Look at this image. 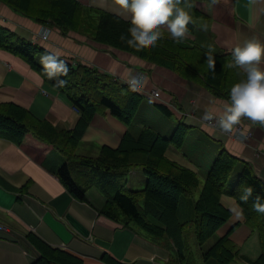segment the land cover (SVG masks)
I'll use <instances>...</instances> for the list:
<instances>
[{"label": "crops", "instance_id": "obj_1", "mask_svg": "<svg viewBox=\"0 0 264 264\" xmlns=\"http://www.w3.org/2000/svg\"><path fill=\"white\" fill-rule=\"evenodd\" d=\"M78 1L85 7L105 10L131 21L130 14L117 0ZM187 1L193 30L186 40L192 44L206 51L211 45L218 54L231 53L245 40L264 44V0H195L197 7H191L190 0ZM0 24L76 65H89L123 85L134 74L147 75L143 89L133 88L143 94L144 101L132 123L125 124L110 110L97 113L78 145L79 155L97 157L103 146L119 147L127 133L137 139L148 127L170 138L184 123L188 126L186 140L190 137L193 143L189 149L185 148L186 141L181 147L170 145L165 153L170 160L196 171L206 180L212 163L226 149L250 162L264 182V127L243 119L246 129L254 135L240 141L204 124L201 118L206 111L220 115L229 100L217 96L203 81L187 79L167 66L103 45L84 32L66 33L53 24L40 23L1 0ZM45 30L49 32L48 38L41 39L39 36ZM161 30L170 35L166 28ZM260 67L264 69V59ZM156 88L161 89L157 99L151 96ZM6 103L19 105L38 119L62 129L75 128L80 119V112L74 110L68 95L54 87L41 70L0 47V104ZM159 106L167 107L171 113L165 114ZM155 118L161 119L158 124ZM42 160L12 139L0 136V264H33L40 253L28 238L31 233L51 247L80 257L83 264H112L104 259L106 253L122 264H179L169 239L155 238L134 223L126 225L103 214L105 197L96 187L87 192L85 200L76 198L57 175L66 161L60 152L54 150ZM241 168L240 164L238 174ZM134 170L137 169L130 171L137 184L146 185V178ZM230 189L231 184L221 201L225 207L236 208L242 214L237 218L231 211L232 216L216 235L230 233L240 250V258L233 264H239L238 261L248 264V258L256 256L259 238L246 223L242 207L229 195Z\"/></svg>", "mask_w": 264, "mask_h": 264}, {"label": "trees", "instance_id": "obj_2", "mask_svg": "<svg viewBox=\"0 0 264 264\" xmlns=\"http://www.w3.org/2000/svg\"><path fill=\"white\" fill-rule=\"evenodd\" d=\"M1 1L40 23L53 24L66 33L72 30L84 32L103 45L167 66L187 79L203 81L217 96L228 100L231 86L246 75L241 68L228 67L232 61L231 53H214L215 71L209 70L206 50L186 39L177 43L163 31V38L156 47L137 48L121 39L125 32L131 35V21L105 10L85 7L78 0ZM187 4L188 1L184 0L181 5L186 11ZM188 27L192 31L193 23ZM0 47L19 55L42 72L38 58L51 52L1 24ZM60 58L69 67L68 74L59 77L66 84L61 87L55 79L47 80L64 91L73 106L78 108L80 119L76 127L59 128L38 119L19 105L6 103L0 104V136L12 139L39 160L54 150L60 152L66 161L57 175L76 198L85 200L87 192L96 187L105 197L101 207L103 214L126 225L134 223L155 238L169 239L179 264H201L209 260L217 264H233L240 258V250L230 233L219 236L209 249H204V245L232 216L221 198L228 193V185L235 176L229 195L242 207L246 223L256 231L261 245L260 255L255 259L248 258V264H264V214L257 213L253 207L258 197L264 202V182L253 165L223 149L194 201L200 187L199 174L170 160L165 154L170 145L181 147L186 141L188 126L184 123L170 138L148 127L137 139L127 133L119 147L103 146L97 157L79 155L76 149L97 113L110 110L119 120L130 124L137 116L144 96L89 65H76ZM159 107L165 114L171 113L167 107ZM240 164L242 168L238 174ZM138 168L144 170L147 184L144 189L134 190L128 187L124 176L125 171ZM247 187L253 189L252 196L246 202L241 201L240 196ZM28 238L40 253L33 264H83L80 257L51 247L32 233ZM195 245L200 254L194 249ZM104 259L112 264H122L107 253Z\"/></svg>", "mask_w": 264, "mask_h": 264}, {"label": "clouds", "instance_id": "obj_3", "mask_svg": "<svg viewBox=\"0 0 264 264\" xmlns=\"http://www.w3.org/2000/svg\"><path fill=\"white\" fill-rule=\"evenodd\" d=\"M120 7L131 16V35L125 32L121 39H126L137 48L145 45L156 47L157 42L163 38L162 27L170 33V38L177 43L185 40L189 34V24L192 17L189 12L182 7L184 0H117ZM215 49L207 46L205 52L207 66L211 71H215ZM232 61L229 68H241L244 70L245 78L233 84L229 91V102L223 107L220 115L212 112H205V121H215V126L220 134H230L237 130L240 137L245 133L238 130L242 119H247L253 123H258L264 127V69L260 67V61L264 59V44L257 40H245L237 45L231 52ZM40 64L47 79L57 82L59 86H64L66 81L59 79L69 72L68 64L61 59L58 54L46 52L40 57ZM143 77L134 74L127 82L130 87L139 89ZM253 189L247 187L240 196L241 201H247L252 196ZM257 213L264 214V202L258 197L253 204ZM237 218L241 216V211L236 208L230 209Z\"/></svg>", "mask_w": 264, "mask_h": 264}, {"label": "rangeland", "instance_id": "obj_4", "mask_svg": "<svg viewBox=\"0 0 264 264\" xmlns=\"http://www.w3.org/2000/svg\"><path fill=\"white\" fill-rule=\"evenodd\" d=\"M197 1H195V0H190V5H191V7H197ZM190 7V8H191ZM144 115H146V116H148L149 114L148 113H144ZM164 116H166V115H164ZM166 118H169L168 116H166ZM172 118V117H171ZM156 119V122H157V124L160 122V120L161 119H159V118H155ZM173 120H176L175 119V117H173L172 118ZM245 131H249V130H247L246 129V126H245ZM253 132V131H252ZM253 135H254V133H253ZM193 142L191 141V139H190V137H188L187 138V140H186V142H185V148H187V149H189V146H191V144H192ZM78 148V147H77ZM76 152H77V149H76ZM101 152V151H100ZM212 165H213V163H212ZM211 165V166H212ZM135 171V170H134ZM135 173H139V174H141V175H143L145 178H146V184H147V176L145 175V173L143 172V170H141V168H139V169H137L136 171H135ZM133 174V171H125V176H124V179L126 180V181H128V187L130 188L131 187V185H133L132 186V188L134 189V190H140L142 187V189H144L145 187H146V185H138L137 184V181L135 180V178H134V176L132 175ZM235 174V173H234ZM234 176V175H233ZM201 180H200V187L197 189V191H196V195H195V197H194V201H196L197 199H198V197H199V195H200V193H201V190H202V187H203V185H204V183H205V179H202V178H200ZM125 182V181H124ZM203 183V184H202ZM233 184L234 182H233V178L231 179V181H230V184ZM218 237H219V235H214L205 245H204V249L205 250H207V249H209L214 243H215V241H217V239H218ZM252 240L253 239H251V241L249 242V244L250 243H252ZM259 239H257V245H258V248H257V253H256V256L254 257V259L255 258H257L259 255H260V252H261V245L259 244V241H258ZM194 249H196L197 250V252H198V254H200L199 253V249H198V246L197 245H195V247H194ZM240 262V263H239ZM238 263L239 264H244V262H241V261H238ZM201 264H217L215 261H213V260H209V261H206V262H201Z\"/></svg>", "mask_w": 264, "mask_h": 264}, {"label": "built area", "instance_id": "obj_5", "mask_svg": "<svg viewBox=\"0 0 264 264\" xmlns=\"http://www.w3.org/2000/svg\"><path fill=\"white\" fill-rule=\"evenodd\" d=\"M48 30H45L39 37L41 38V39H47L48 38ZM138 74H140L142 77H143V81H142V84H141V87L138 89V90H141V89H143V84H144V81H145V79L147 78V75L145 74V73H138ZM130 80V79H129ZM128 80V81H129ZM127 81V82H128ZM126 82V84H128ZM129 85V84H128ZM151 96L153 97V98H159L160 96H161V89H159V88H156V89H153L152 90V92H151ZM74 108V110H76V111H78L79 112V110H78V108H76V107H73ZM207 112H211V111H207ZM214 115H219V114H216V113H214V112H212ZM204 115V114H203ZM203 117V116H202ZM201 121L204 123V124H206L207 126H210V127H212V128H215V129H217L216 128V126H215V121H205L203 118H201ZM238 130L239 131H243L244 133H245V136H246V138H244V137H240L238 134H237V130L236 129H234V131L232 132V133H230V134H227L228 136H230V137H232V138H235V139H237V140H240V141H247V139H249V138H251L252 136H253V132H252V130H249V131H245V126H244V122H243V119H242V121H241V123H240V125L238 126Z\"/></svg>", "mask_w": 264, "mask_h": 264}]
</instances>
